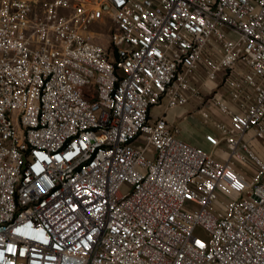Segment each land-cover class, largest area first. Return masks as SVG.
Segmentation results:
<instances>
[{
    "label": "built area",
    "instance_id": "2783aa9c",
    "mask_svg": "<svg viewBox=\"0 0 264 264\" xmlns=\"http://www.w3.org/2000/svg\"><path fill=\"white\" fill-rule=\"evenodd\" d=\"M33 5L0 0V264H264V0ZM192 99L218 160L152 120Z\"/></svg>",
    "mask_w": 264,
    "mask_h": 264
},
{
    "label": "rangeland",
    "instance_id": "374dc122",
    "mask_svg": "<svg viewBox=\"0 0 264 264\" xmlns=\"http://www.w3.org/2000/svg\"><path fill=\"white\" fill-rule=\"evenodd\" d=\"M92 32L95 34L96 42L101 43L105 47L108 46L109 30L107 27H95ZM196 86L200 89L203 99L211 96V89L207 88L201 79L197 80ZM204 111L209 113L208 119L203 118L202 113ZM151 117L153 121L164 117L171 126L180 129L179 140L206 151L217 160L221 158V153L227 150L225 142L219 147H214L210 143V139H220L222 137L221 132L216 128V123H223L225 116L210 104L203 108L201 99H192L185 106L172 110H167L166 102L164 101L162 106L152 109ZM260 150L264 152L263 147ZM128 191L129 188L127 186L121 189L122 194H126ZM199 235L203 234L199 233Z\"/></svg>",
    "mask_w": 264,
    "mask_h": 264
},
{
    "label": "crops",
    "instance_id": "0c3cea01",
    "mask_svg": "<svg viewBox=\"0 0 264 264\" xmlns=\"http://www.w3.org/2000/svg\"><path fill=\"white\" fill-rule=\"evenodd\" d=\"M28 1H30L31 3L34 4L33 5L34 14L37 16H42L43 15L42 4L46 1H49V0H28ZM223 123L228 124L227 118H225Z\"/></svg>",
    "mask_w": 264,
    "mask_h": 264
}]
</instances>
